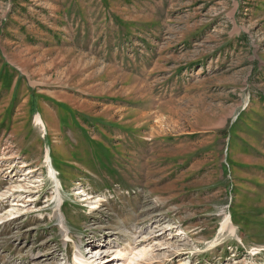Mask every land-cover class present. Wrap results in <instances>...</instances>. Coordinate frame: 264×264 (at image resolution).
<instances>
[{
  "label": "rangeland",
  "instance_id": "1",
  "mask_svg": "<svg viewBox=\"0 0 264 264\" xmlns=\"http://www.w3.org/2000/svg\"><path fill=\"white\" fill-rule=\"evenodd\" d=\"M77 244L264 264V0H0V264Z\"/></svg>",
  "mask_w": 264,
  "mask_h": 264
},
{
  "label": "bare ground",
  "instance_id": "2",
  "mask_svg": "<svg viewBox=\"0 0 264 264\" xmlns=\"http://www.w3.org/2000/svg\"><path fill=\"white\" fill-rule=\"evenodd\" d=\"M36 121L38 122L39 119L37 118ZM18 188L21 190L22 187L18 186ZM100 201H101V199L97 198L94 202L89 203V205L92 206L91 209L98 208L99 204H100ZM57 202L58 203H57V206H56V210H55L54 216H55V218L57 220H59L58 224H60V226H61V230H62L61 232L63 233V237L65 239L64 242H67V240H70L71 237L69 235V232H68V229H67V226H66V223H65V216L61 213V208H60L61 207V203L59 202V199L57 200ZM56 215H58V216H56ZM227 231H229L230 234H234V232H235V229L232 226L231 220H230L229 217L223 219V221L221 223V227L219 229L220 234L224 233V232H227ZM81 243H82V241H80V244ZM211 245L212 244H210V246ZM76 248H77V252H76L75 258H74L76 264H87L88 260L85 257L82 256L81 252L79 251V245L78 244H77ZM141 250L136 252V254L133 256L134 259L130 260L128 264L136 263L139 259L140 260L142 259L144 261L148 260V257H147V259H145V257L147 256L146 255V251L145 250L141 251ZM98 252H99V248L95 250V253H98ZM149 256L151 257V254H149ZM95 262L93 264H95Z\"/></svg>",
  "mask_w": 264,
  "mask_h": 264
}]
</instances>
